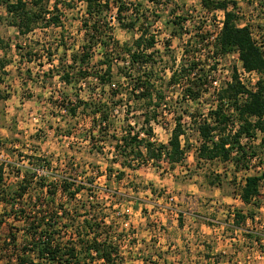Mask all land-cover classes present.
Here are the masks:
<instances>
[{"label":"rangeland","instance_id":"1","mask_svg":"<svg viewBox=\"0 0 264 264\" xmlns=\"http://www.w3.org/2000/svg\"><path fill=\"white\" fill-rule=\"evenodd\" d=\"M59 1V10L54 15H58L60 26L36 28L27 35L18 34L9 24L5 8L0 7V61L7 63L0 70L3 81L0 82V162L33 166L39 163L32 157H38L50 164L49 175L45 170L39 171L47 182L68 177L84 185L85 189L69 201L62 192L57 193L56 202L71 215L63 220L69 226L63 241L77 238L75 231L82 227L83 220L99 223V239L107 238L118 247L122 264H264V181L260 185L258 206L244 205L238 196L244 178L261 174L262 167H256L254 160L249 169L235 173L229 162L197 157L200 141L196 127L214 107L215 93L230 80L233 68L248 87L257 79L255 74L242 73L236 53L218 57L215 69L210 70L214 62L212 45L222 13H206L199 0H163L158 6L147 0H130L141 3V13L146 14L148 22L156 20L151 28L156 41V69H165L158 74L163 80H156V87L166 95V106L152 123L154 139L157 144H167L174 119L182 114L181 143L185 156L172 167L162 161L158 167L148 164L136 170L125 169L124 176L118 180L115 172L108 177L105 171L113 158L114 139L103 141L94 132L95 142H91L87 136L90 117L77 114L72 119L59 106L65 97L86 101L89 92L98 88L90 80L67 86L57 77L58 65H68L71 54L83 44L81 25L85 19L84 1ZM112 1L109 0L104 12L105 21L112 29L110 33L120 43L132 41L138 32L125 31L117 24L116 5ZM232 1L237 3L239 26L249 25L257 44L264 47V0ZM24 2L27 10H31V0ZM52 3L53 0L48 11L52 10ZM172 10L176 14H171ZM174 15L186 19L180 36L172 32L175 30L170 22ZM185 49L200 63L197 69L208 73V83L196 101L183 100L181 87L167 85L170 69L184 61ZM27 51L34 55L31 60L24 57ZM101 53L98 48L91 65L101 60ZM51 66L57 69L49 70ZM113 69L114 85L124 86L125 79L118 75L116 67ZM107 90L105 87V94ZM108 95L106 99H110ZM2 96L7 98L2 100ZM129 105L130 114L125 113L126 107L119 106L110 116L113 128L107 132L108 137H119L126 125L134 131L141 128L146 103L131 100ZM11 169L4 168L8 185L20 179L16 169ZM114 169L121 170L117 164ZM21 204L16 202L13 211L8 205H0V237L16 233L19 245L23 240L22 233L17 231L21 223L15 216L24 205ZM237 211L246 217L251 215L253 220L247 218L244 226L236 227L233 216ZM0 264H6L5 259Z\"/></svg>","mask_w":264,"mask_h":264},{"label":"trees","instance_id":"2","mask_svg":"<svg viewBox=\"0 0 264 264\" xmlns=\"http://www.w3.org/2000/svg\"><path fill=\"white\" fill-rule=\"evenodd\" d=\"M79 1L85 2V19L81 25L84 32L83 44L78 51L71 54V62L68 65L59 64L58 69L51 66L49 70L56 68L57 77L64 85L90 80L95 82L98 88L89 92L86 101L78 97L67 100L66 97L63 98V103L59 104L60 109L65 110L72 119L76 118L77 114H87L90 117L91 126L87 130V136L91 142H95L94 132L98 138H103V141L107 138H110V141L114 139V145L111 147L113 158L105 169L108 177L115 172L116 178L120 180L125 174V169L136 170L148 164L158 167L162 161L169 167L180 164L185 156L181 143V137L184 136L182 114L175 117L167 144L156 143L152 128V123H155L159 116V110L166 106V95L156 87V80L161 79L158 74L165 71L163 68L156 69V41L151 33L156 20L148 22L146 14L141 13V3L113 0L116 5L117 24L125 31L138 32V36L132 41L120 43L110 33L112 29L104 18L109 0ZM147 1L158 6L163 0ZM50 2L51 0H31L32 9L27 10L24 0H15L13 3L0 0V7L5 8L9 24L17 29L18 34L27 35L36 28L60 26L58 15H54L59 10L60 1L53 0L52 10L48 11ZM199 2L201 9L206 13L221 12L223 16L222 25L212 45L214 62L210 70L215 69V60L218 57L236 53L241 68L246 73H254L257 79L252 87H248L240 80L237 69L233 68L230 80L215 93L214 107L209 110L207 118L196 127L200 141L197 157L206 161L218 159L229 162L235 173L249 169L251 163L257 160L256 167H262L261 174L246 176L238 196L244 205L258 206L260 185L264 181V47L257 44L249 25L239 26L236 2ZM171 14H176V11L172 10ZM185 22V18L174 15L170 22L175 30L172 31L174 36L182 34V24ZM201 41H204L203 38ZM16 48L21 50L19 46ZM98 48L102 51L101 60L91 65ZM31 56L34 57L31 51L24 55L30 60ZM50 57L51 52L48 50V59ZM183 57L186 62L183 61L170 69L167 85L181 87L183 100L196 101L201 96L203 86L208 83V73L197 69L200 63L189 54V50H184ZM6 64V61H0V70L3 71ZM114 67L117 68L118 75L125 79L124 86L114 85ZM0 82H3L1 76ZM105 87L108 88L109 95L105 94ZM105 95L110 96V99H106ZM6 98L7 96L1 97L2 100ZM116 98L120 99L115 102ZM131 100L146 103L141 128L134 131L130 125H126L122 127L119 137H108L107 132L113 128L110 116L121 107H126L125 113L130 114L128 111ZM182 113L185 114V111ZM97 141L99 142V139ZM95 148L103 150V147L97 145ZM32 158L39 164L32 166V163H28V166H24L0 162V205H8L13 211L16 202L24 204L15 211V219L21 223V229L17 231L22 233V243L18 244L16 233L9 232L7 237H0V262L5 259L6 264H91L95 261H101L103 264H122L118 247L107 238L103 241L99 239V223H91L85 219L82 221V227L76 228L77 238L69 237L63 241L69 229L63 220L71 215L63 205L56 202L57 193L62 192L69 201L75 199L85 187L68 177L47 182L39 171L45 170L46 175H49L50 164L38 157ZM114 164L121 170L115 171ZM4 168L16 169L20 177L17 183L6 184ZM29 201L31 205L27 204ZM247 218L251 219L252 216L246 217L239 211L235 212V226H244ZM69 220L71 221V218ZM1 222L0 219V224Z\"/></svg>","mask_w":264,"mask_h":264},{"label":"built area","instance_id":"3","mask_svg":"<svg viewBox=\"0 0 264 264\" xmlns=\"http://www.w3.org/2000/svg\"><path fill=\"white\" fill-rule=\"evenodd\" d=\"M222 19H223V18H222ZM221 25H222V23L220 22V23H219V29H220ZM241 71H242V73H243L244 75L254 74V73H246L242 68H241ZM239 78H240V77H239ZM240 80H241V78H240Z\"/></svg>","mask_w":264,"mask_h":264}]
</instances>
